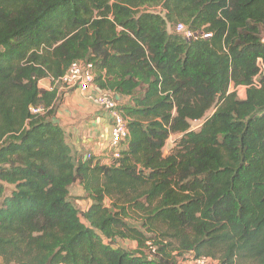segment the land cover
<instances>
[{
	"label": "trees",
	"instance_id": "trees-1",
	"mask_svg": "<svg viewBox=\"0 0 264 264\" xmlns=\"http://www.w3.org/2000/svg\"><path fill=\"white\" fill-rule=\"evenodd\" d=\"M263 36L264 0H0V264H264ZM74 60L129 98L107 164L72 155L38 85Z\"/></svg>",
	"mask_w": 264,
	"mask_h": 264
},
{
	"label": "crops",
	"instance_id": "crops-1",
	"mask_svg": "<svg viewBox=\"0 0 264 264\" xmlns=\"http://www.w3.org/2000/svg\"><path fill=\"white\" fill-rule=\"evenodd\" d=\"M50 84L51 78H44L38 82L43 90H49ZM56 91L53 120L62 128L72 155L78 159H85L86 154H90L107 164L111 158L108 150L112 123L109 114L86 100L77 89ZM128 100V97H122L119 98V103L125 104ZM74 186L79 192L77 195H82L80 186L76 184ZM85 202L87 206L90 204L89 199H85Z\"/></svg>",
	"mask_w": 264,
	"mask_h": 264
},
{
	"label": "built area",
	"instance_id": "built-area-1",
	"mask_svg": "<svg viewBox=\"0 0 264 264\" xmlns=\"http://www.w3.org/2000/svg\"><path fill=\"white\" fill-rule=\"evenodd\" d=\"M173 31L187 41L206 39L211 36L209 32L201 29L192 30L180 22L173 27ZM262 41L264 42V36L262 37ZM53 88L62 91L65 89H77L88 100L109 114L112 123L108 140V150L110 151L111 158H118L119 150L122 148V142L128 137L127 118L120 113L118 109L119 99L114 93L110 91H96L97 87L94 84L93 64L83 60L72 61L63 75L56 79L51 78L49 90ZM30 112L32 114H41L45 112V109L42 106H37L31 108ZM88 158H91L90 154H86L85 159ZM192 259L196 264H217V261L211 257L201 256L194 258L192 256Z\"/></svg>",
	"mask_w": 264,
	"mask_h": 264
},
{
	"label": "rangeland",
	"instance_id": "rangeland-1",
	"mask_svg": "<svg viewBox=\"0 0 264 264\" xmlns=\"http://www.w3.org/2000/svg\"><path fill=\"white\" fill-rule=\"evenodd\" d=\"M235 88L231 85L229 90L230 91H233ZM238 93V96L240 98H243L245 97V91H246V87L244 86H239L235 89ZM81 93V92H80ZM82 94V93H81ZM83 97L88 100L84 94H82ZM90 101V100H89ZM92 102V101H91ZM93 103V102H92ZM94 104V103H93ZM212 113V110H209L205 116H209L210 114ZM202 123V120L200 121H196V122H192L191 123V128L193 129H197ZM180 135L178 134H173L171 135L164 147H163V154H168L170 152V150L172 149V147L174 146L175 142L179 139ZM77 193H79L77 191V189H75V186H71L70 187V197H71V200L73 201L74 205L78 208L79 212L82 213L86 207H87V201L85 202V198L84 197V193L82 195H77ZM108 203V201H107ZM116 246L120 247V248H123V249H127V250H134V248L136 247V243L133 242L131 243L130 241H126V240H118L116 242ZM153 250V249H152ZM146 255H150L149 253V250L145 249L143 251ZM177 260L180 264H196L195 262H193V259H192V255L191 254H186L184 258H181V257H177Z\"/></svg>",
	"mask_w": 264,
	"mask_h": 264
}]
</instances>
